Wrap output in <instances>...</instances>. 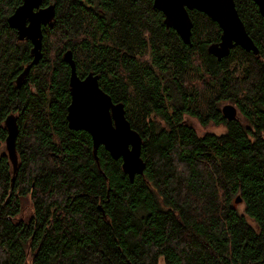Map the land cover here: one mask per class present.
Returning <instances> with one entry per match:
<instances>
[{
    "label": "trees",
    "instance_id": "1",
    "mask_svg": "<svg viewBox=\"0 0 264 264\" xmlns=\"http://www.w3.org/2000/svg\"><path fill=\"white\" fill-rule=\"evenodd\" d=\"M23 1L0 0V264H264V20L255 1L235 0L259 54L236 47L218 60L208 47L221 30L204 13L189 12V46L154 0H44L55 18L18 87L32 44L8 19ZM69 50L78 76H98L142 137L146 168L134 181L122 159L104 146L96 157L89 133L69 127ZM227 102L238 110L230 121ZM10 114L20 128L16 174Z\"/></svg>",
    "mask_w": 264,
    "mask_h": 264
},
{
    "label": "water",
    "instance_id": "2",
    "mask_svg": "<svg viewBox=\"0 0 264 264\" xmlns=\"http://www.w3.org/2000/svg\"><path fill=\"white\" fill-rule=\"evenodd\" d=\"M254 1L264 20V0ZM43 5L44 0H24L8 19L9 25L18 33V40L30 41L33 46L31 53L34 60L18 77V87L25 84L31 69L38 65L43 57L41 25H49L55 18V5L46 7ZM153 5L163 13L166 28L175 30L189 46H192L194 27L190 11L204 13L218 24L221 30L220 41L208 47V53L218 60L228 57L231 50L236 47L255 55L259 54V48L240 17L235 0H154ZM64 60L71 69L69 84L72 100L67 115L70 129L89 133L96 157L98 149L104 146L115 160L122 159L124 172L129 175L131 181H134L137 175L144 172L146 163L142 158V137L127 119L124 104L114 103L111 96L100 87L98 76L92 73L84 79L78 76L71 50L64 54ZM223 114L227 120H233L237 116V109L232 105H226ZM6 127L8 130L6 148L16 174L19 168L18 116L10 114L6 119ZM240 202V198H237L236 203Z\"/></svg>",
    "mask_w": 264,
    "mask_h": 264
},
{
    "label": "rangeland",
    "instance_id": "3",
    "mask_svg": "<svg viewBox=\"0 0 264 264\" xmlns=\"http://www.w3.org/2000/svg\"><path fill=\"white\" fill-rule=\"evenodd\" d=\"M226 104H232V103H228V102L227 103H222L220 105V108L222 109V107L224 105H226ZM239 117H240V115H239ZM187 120H188L189 125L197 128L200 132L202 131V128H201L200 124L198 123V121L196 119L188 118ZM212 130L213 131H216V133H218V134L224 132V130H223L222 127H220V128H213L212 127ZM202 134H204V133H202ZM24 208H25V214L28 215V216H30V201H28V200H25L24 201ZM239 210H240V212H243L242 207H239Z\"/></svg>",
    "mask_w": 264,
    "mask_h": 264
},
{
    "label": "bare ground",
    "instance_id": "4",
    "mask_svg": "<svg viewBox=\"0 0 264 264\" xmlns=\"http://www.w3.org/2000/svg\"><path fill=\"white\" fill-rule=\"evenodd\" d=\"M257 6H258V5H257ZM18 8H19V7H18ZM18 8H17V9H18ZM17 9H16V10H17ZM16 10H15V11H16ZM259 12H260V11H259ZM162 14H163V13H162ZM163 16H164V15H163ZM164 18H165V17H164ZM262 18H263V17H262ZM27 25H29V22L27 23ZM44 26H47V25H46V24H42V25H41V31H42V43H41V44H42V49H43V27H44ZM17 35H18V33H17ZM178 35H179V34H178ZM31 44H32V43H31ZM32 47H33V46H32ZM41 52H42V51H41ZM32 56H33V60H34V55L32 54ZM69 81H70V80H69ZM69 85H70V84H69ZM70 94H71V92H70ZM71 100H72V97H71ZM70 103H71V102H70ZM228 105H231V104H228ZM232 106H233V105H232ZM223 115H224V114H223ZM237 115H238V110H237ZM236 117H237V116H236ZM6 151H7V150H6Z\"/></svg>",
    "mask_w": 264,
    "mask_h": 264
}]
</instances>
